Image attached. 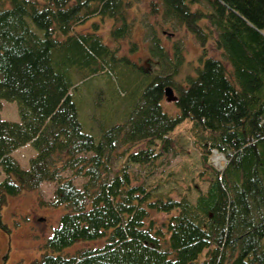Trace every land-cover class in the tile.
<instances>
[{
    "label": "trees",
    "instance_id": "trees-1",
    "mask_svg": "<svg viewBox=\"0 0 264 264\" xmlns=\"http://www.w3.org/2000/svg\"><path fill=\"white\" fill-rule=\"evenodd\" d=\"M199 1L205 10L191 8ZM158 4L202 50L184 83L174 79L183 61L176 43L170 58L152 33V68L117 56L93 31L74 32L98 15L120 22L109 33L124 36L130 0H0V109L2 99L14 101L18 113L16 121L0 116V211L7 195L43 181L54 183L48 205L64 206L35 264H264V0L150 1L152 10ZM201 20L222 57L205 53ZM103 72L110 90L100 117L109 123L96 138L83 131L75 90ZM167 85L175 114L161 106ZM122 101L124 117L114 109ZM184 121L201 148L198 175L209 178L203 190L188 184L178 197L157 195L129 167H153L173 152ZM135 143L144 145L117 159L118 146ZM26 144L35 154L23 168L12 153ZM212 149L224 154L221 167L207 164ZM76 176L85 178L80 186ZM98 239L101 246L64 253Z\"/></svg>",
    "mask_w": 264,
    "mask_h": 264
},
{
    "label": "rangeland",
    "instance_id": "rangeland-1",
    "mask_svg": "<svg viewBox=\"0 0 264 264\" xmlns=\"http://www.w3.org/2000/svg\"><path fill=\"white\" fill-rule=\"evenodd\" d=\"M150 1L152 0H130V6L126 10V20L130 23V29L124 36L114 38L109 33L110 29L114 25H119L120 22H114L107 17L101 18L98 15L88 16L76 23L74 32L93 31L111 48L116 49L117 56L127 57L129 62L143 67H152L149 60L155 59L148 51L152 33L158 36L160 43L166 47L170 58L172 46L176 43L180 47L183 61L179 65L174 79L178 83H184L187 75L194 74L195 67L199 63L201 47L198 40L183 26L162 15L159 4L156 5L155 10H152ZM206 7L204 1L191 4L192 9L201 8L205 10ZM200 24L209 35L205 43V53L222 57L221 52L213 45L215 31L206 25L205 20H201ZM262 31L264 32V27ZM132 45H134L133 48H131ZM75 77L78 78L79 76L75 75ZM87 82V85L80 84L75 90L79 105L78 116L83 131L90 132L98 138L99 124L102 123L103 126H107L109 123L108 118L100 117V109L105 102H108L110 88L104 72L91 76ZM173 92L176 93V90L173 89ZM125 106V101L117 104V107H114L115 113L122 115L121 112ZM161 106L168 114L177 112L174 102L166 100L164 96L161 100ZM0 116L7 120H18L16 103L2 99ZM122 116L124 117V115ZM173 133L175 139L173 152L167 153L166 156L162 155L156 160L153 167L142 166L139 169L133 166L129 167L133 171L132 178L136 182L144 179L147 183L152 182L154 193L162 196L169 194L172 197H178L188 184L192 187L198 185L203 190L206 184L205 179L209 178L210 171H201L200 176L202 175L205 179H200L198 171L201 170L199 165L201 148L196 133L187 121L178 124ZM27 145L14 152V157L21 163H26L27 159L32 157V151L35 152L31 146ZM138 145L142 146L144 143H135L130 146L120 145L115 150V156L117 159L121 158L126 148L134 149ZM220 153L213 152L212 149L208 155L207 164L216 166L214 161L219 162L221 159L223 161L222 156L224 154ZM117 159L114 158L112 161V170L116 167ZM149 169L152 171L146 174ZM63 174L68 173L66 171ZM84 179L76 176L72 180L76 186H80ZM53 189L54 183L52 181H43L36 190H22L15 195L6 196V201L0 211V219L5 226V228H0V264H35L36 259L43 252V245L47 237L57 224L61 213L64 212L62 204L48 205L52 199ZM188 194L194 197L196 192L191 189ZM150 215L158 221L166 216L161 212H151ZM102 243L103 240L101 239L95 241L78 240L68 246L64 253H74L86 247L101 246Z\"/></svg>",
    "mask_w": 264,
    "mask_h": 264
},
{
    "label": "water",
    "instance_id": "water-1",
    "mask_svg": "<svg viewBox=\"0 0 264 264\" xmlns=\"http://www.w3.org/2000/svg\"><path fill=\"white\" fill-rule=\"evenodd\" d=\"M164 98L169 101H174L176 99V94H174L171 86L167 85L163 89Z\"/></svg>",
    "mask_w": 264,
    "mask_h": 264
},
{
    "label": "crops",
    "instance_id": "crops-1",
    "mask_svg": "<svg viewBox=\"0 0 264 264\" xmlns=\"http://www.w3.org/2000/svg\"><path fill=\"white\" fill-rule=\"evenodd\" d=\"M27 145V144H26ZM26 145H24V146H26ZM28 146V145H27ZM22 147V146H21ZM20 148V147H19ZM18 149V148H17ZM16 149V150H17ZM14 152H15V150L13 151V156H14ZM34 154H35V152L34 151H32V156H34ZM29 159V158H28ZM28 159H27V161H26V163H21L20 161H18L19 162V164L23 167V168H27L28 167ZM18 160V159H17Z\"/></svg>",
    "mask_w": 264,
    "mask_h": 264
},
{
    "label": "built area",
    "instance_id": "built-area-1",
    "mask_svg": "<svg viewBox=\"0 0 264 264\" xmlns=\"http://www.w3.org/2000/svg\"><path fill=\"white\" fill-rule=\"evenodd\" d=\"M213 152H219L218 150H216V149H213ZM221 154V153H220ZM216 157H218V155H216ZM222 158H224V156H222ZM221 161H222V159L219 161V162H215L214 161V163H215V165L217 166V167H221Z\"/></svg>",
    "mask_w": 264,
    "mask_h": 264
}]
</instances>
